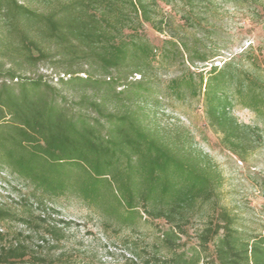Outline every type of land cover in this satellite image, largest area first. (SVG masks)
I'll return each mask as SVG.
<instances>
[{"label":"trees","instance_id":"1","mask_svg":"<svg viewBox=\"0 0 264 264\" xmlns=\"http://www.w3.org/2000/svg\"><path fill=\"white\" fill-rule=\"evenodd\" d=\"M217 7L264 17L263 0H0V171L30 186L41 205L72 198L106 225L163 221L155 249L164 255L155 250L144 264H264V226L239 224L218 204L223 181L208 155L150 120L160 105L158 75L177 66L166 95L201 100L224 149L245 163L264 144V127L232 114L247 109L264 126V51L212 64ZM144 24L165 34L160 46ZM42 63L61 74L55 84L25 75ZM258 188L264 199V177ZM49 211L35 222L21 217L27 230L4 244L1 227L13 215L0 208V264L45 261L43 244L59 241L66 225ZM195 221L196 242L187 246Z\"/></svg>","mask_w":264,"mask_h":264},{"label":"rangeland","instance_id":"2","mask_svg":"<svg viewBox=\"0 0 264 264\" xmlns=\"http://www.w3.org/2000/svg\"><path fill=\"white\" fill-rule=\"evenodd\" d=\"M168 10L165 4L160 3L159 17L165 18V11ZM258 20L251 19L249 11L230 7L215 8L211 26L217 33L212 39V46L219 56L212 64L218 65L219 62L222 64L221 62L237 58L248 49L250 54H256L258 50L264 51V17L261 21ZM203 26L201 28L208 25ZM143 33L158 46L166 38L165 34L155 32L148 24H144ZM189 33L201 37L196 30H190ZM209 68L210 64H206L193 70L207 71ZM181 70L177 66L166 70L164 68L158 75L161 99L159 107L151 110L152 124L171 133L187 134L193 138L194 148L208 155L221 174L223 186L218 204L236 214L239 224L255 229L262 228L264 218L261 209L264 199L260 195L258 182L264 177V144L250 153L245 163L224 149L219 143L218 135L204 117L201 100L177 102L166 95L165 84L169 79L181 75ZM25 75H42L51 85L55 84L58 75L61 76L49 63H42ZM232 114L240 123L262 129L264 127L247 109L235 106ZM262 133L264 137V132ZM39 200L40 197L30 186L17 180L9 172L0 171V208L13 215L1 227L8 232L4 244L10 242L15 233L27 230L19 221L21 217L35 222L41 212L48 213L51 208L54 209L53 212L49 211L52 220H62L66 224L59 225L62 234L59 241L48 238L47 243L43 244L40 256H44L45 261L41 264H144L151 260L150 256L155 250L159 256L164 255V251L155 249L159 245V229L166 228L163 221L140 222L134 228L106 225V221L94 210L72 198L46 200L42 205ZM198 226L199 222L195 221L183 238L187 246L195 244L194 230ZM36 240L34 238L32 243L35 244Z\"/></svg>","mask_w":264,"mask_h":264}]
</instances>
